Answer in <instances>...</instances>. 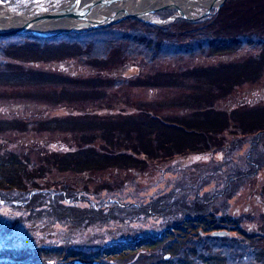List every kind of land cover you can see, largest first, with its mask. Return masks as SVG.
Listing matches in <instances>:
<instances>
[{"label": "rangeland", "instance_id": "rangeland-1", "mask_svg": "<svg viewBox=\"0 0 264 264\" xmlns=\"http://www.w3.org/2000/svg\"><path fill=\"white\" fill-rule=\"evenodd\" d=\"M70 1L0 0V3H13L12 11L32 16L60 9ZM206 10L198 6L191 17ZM174 12L177 10L164 8L149 15L165 23L155 24L166 27L163 28L166 34L161 32L156 40L187 43L190 37L184 38L185 32L193 24L182 18L170 21ZM206 17L196 20H201V27L209 26L207 29L214 33L210 38L216 39L218 33L246 34L249 39H237L244 43L240 48L212 52L202 46L192 54H160L161 57L150 62L151 53L135 52L137 43L133 47L130 40L112 37L117 30L135 29L137 24L148 20L146 17L143 20L123 16L105 27L82 32L86 35L81 36L69 33L53 39L0 38L1 153L28 155L27 161H32L28 177L44 170L46 179L55 183L80 174L56 173L53 168L62 155L75 152L81 141L87 142L90 159L86 166L91 171L82 173V179L88 176L86 185L92 192L104 186L99 195L92 197L141 203L149 201L155 192L164 195L175 192L178 185L184 189L208 182L202 186L203 193L228 186L223 197L232 192L231 198L222 197L212 208L237 218L245 231L264 233V0H225L224 4L216 3ZM100 30L105 32H97ZM194 39L201 37L191 40ZM96 42L102 44L96 48ZM146 117L168 119L167 131L172 138L175 127L170 124L180 123L193 132H201L202 137L210 130L217 143L201 140L196 148L185 146L187 157L177 160L157 157L163 154L159 152L155 158L138 165L142 171L131 170L129 173L135 178L125 184L124 168L120 167L125 157L120 159V153L132 143L140 141L144 145L143 140L151 143L156 136L154 130L152 135L143 137L145 131L141 129ZM40 143H49L52 148L39 150ZM79 158L85 159L81 154ZM180 160H186L180 162L186 170L184 175L174 165ZM166 168L172 173L163 177ZM208 169L216 172L206 177L202 173ZM242 174L245 178L229 184V176L235 180ZM28 177L24 176L27 182L41 179ZM4 194L7 196L0 192V199H6ZM14 210L3 206L0 200V214L6 216L0 219V233L20 215ZM158 221L150 216L145 225ZM71 226L46 225L31 234L28 225H24L7 244L3 240L0 244L34 248L44 240L66 239L69 231L75 232L76 237L90 233H76ZM92 227L97 231L108 228ZM47 258L37 260L45 262Z\"/></svg>", "mask_w": 264, "mask_h": 264}, {"label": "trees", "instance_id": "trees-1", "mask_svg": "<svg viewBox=\"0 0 264 264\" xmlns=\"http://www.w3.org/2000/svg\"><path fill=\"white\" fill-rule=\"evenodd\" d=\"M207 19L208 17L203 20ZM185 22L193 24V27L185 32L184 38L190 37L187 43L156 40L160 38L161 32L166 34V29H163L166 27L146 22H140L135 29H127L129 31L117 30L112 33V37L120 41L130 40L133 47L137 43L139 47L136 45L135 52L143 55L151 53L150 62L156 57H161L160 54L171 53L173 56H179L181 52L188 55L201 50L202 46L212 52L240 48L241 43H244L237 39H249L246 34L230 36L218 33L215 34L216 39H212L210 36H214V33L207 29L209 26L201 27V20ZM81 33L74 34L86 35ZM16 36L45 39L30 34ZM195 37L201 39L191 40ZM83 43L87 45L88 41ZM99 44L102 43L96 42V48ZM149 50L152 52H148ZM145 119L141 129V132L145 131L143 137L152 135L154 130H157L156 136L154 135V141L151 143L141 139L144 145L139 144L140 141L132 143L134 146L130 144L120 153V159L125 157V160L120 162V165L123 163L120 167L124 168L122 172L126 176L125 184L132 183L135 178L129 173L131 170L142 171L138 169V165L149 158H155L159 152L163 154L157 157L177 160L187 157L188 152L183 150L185 146L196 148L201 140L217 143L213 140L214 136L210 135V130L204 134L203 139L201 132H193L188 126L183 127L180 123L170 124L175 127V132H171L174 135L172 138L167 131L168 119L163 117ZM40 144L42 146L39 150L52 148L49 143ZM30 145L29 147L32 146ZM88 148V143L81 141L75 152L65 153L66 155L58 159L53 168L54 172L80 174L55 183L46 179L44 170L28 177V167L32 162L27 161V158H30L28 155L14 152L2 154L0 151V192L7 194L3 195L6 199L1 197L3 206L20 213L18 218L0 233L3 244H7L9 238L24 225H28L27 230L31 234L41 230L40 227L54 224L63 226L73 224L72 229L79 234L90 232L87 236L76 237L75 232L69 231L66 239L55 240L57 244L53 242L54 240H44L41 246L34 248L0 244V264H264V233L245 231L237 218L225 211L212 208L213 203L225 195L228 186L225 189L203 193L202 186H206L208 182L199 186L192 184L184 189L178 185L175 192L168 195L155 192L149 201L141 203L137 201L121 203L106 196L92 197L99 195L104 186L97 192H92L86 185L88 176L82 179V173L87 174L91 171L86 166L87 160L90 159ZM80 154L85 157L84 161H80ZM137 158L143 161L136 160ZM185 161H176L174 164L180 168L181 175H184L186 170L180 166V162ZM77 168L78 171L75 172ZM208 170L202 173L207 174L206 177L210 176L209 173L216 172L214 169ZM167 173L172 171L166 168L163 177ZM24 176L28 179L34 177L41 179L27 182ZM245 176L242 174L235 180L229 176L228 182L231 185ZM180 191L182 196L178 194ZM231 196L232 192L223 198L230 199ZM150 216L156 217L159 221L146 226L145 222ZM4 218L6 216L0 214V219ZM114 221H118V224H109ZM96 225L98 227L106 225L108 228L104 231L90 229ZM218 231L228 233L216 235ZM234 231L237 235H234ZM55 255L60 258L55 259ZM45 256H49L45 262H38V257Z\"/></svg>", "mask_w": 264, "mask_h": 264}, {"label": "bare ground", "instance_id": "bare-ground-1", "mask_svg": "<svg viewBox=\"0 0 264 264\" xmlns=\"http://www.w3.org/2000/svg\"><path fill=\"white\" fill-rule=\"evenodd\" d=\"M74 1L77 2V8L80 10L89 9L87 17L95 21H107L112 16L120 17L124 16L127 12H141L148 9L159 8L165 6V8L180 9L182 14L187 16L193 15V11L199 7H209L215 0H111L110 3L105 5H97L91 7L93 3H100V0H71L70 3L62 8L69 7ZM13 3L2 4L0 3V31L9 30L21 26L26 20L32 16L22 14L21 12H15L11 10ZM60 8V9H62ZM59 9V10H60ZM149 18L150 17H147ZM79 21L73 18H67L63 20L48 21L44 20L36 24L31 28L33 32L40 33H55L64 30L69 27H73ZM79 24V23H78Z\"/></svg>", "mask_w": 264, "mask_h": 264}, {"label": "water", "instance_id": "water-1", "mask_svg": "<svg viewBox=\"0 0 264 264\" xmlns=\"http://www.w3.org/2000/svg\"><path fill=\"white\" fill-rule=\"evenodd\" d=\"M110 1L111 0H100L101 4L93 3L91 5V7H94L97 5L103 6L106 3H110ZM113 1H117V0H113ZM224 1L225 0H215L213 2V4H211L209 7H207L206 12L202 16H199L197 18L182 14L180 9L175 8L177 10V12H176L175 16L170 18V21L174 20L175 18H182V19L191 20V21L202 18V17H204L210 13V9L217 2L222 3ZM164 8H165V6H162L159 8L157 7L154 9H148V10L141 11V12H134V13L127 12L124 16H127V17L133 16V17H138V18L143 19L144 17L149 16L150 14L157 12L159 10H162ZM89 9L90 8L88 7L87 9L80 10L79 8H77V2L74 1L69 7H65V8H62L60 10L49 11V12L34 15L31 18L29 17V19L26 20V22L19 27L9 29V30L0 31V37H8V36H12V35H22V34H27V33L38 35L41 37H54L57 35L68 34V33L85 32L88 30L97 29L100 27H105L111 23H115V22L119 21L123 17V16H120V17L112 16L107 21H95V20L89 19L87 17V15L89 13ZM67 18L76 19L77 21H79L78 22L79 24L77 23L73 27H69V28H66L64 30H61V31L55 32V33H40V32L38 33V32L31 31V28L41 21H44V20H48V21L58 20V21H60V20L67 19ZM150 22H154L156 24H164V22L162 20H151ZM223 234L224 233H222V232L216 233V235H223Z\"/></svg>", "mask_w": 264, "mask_h": 264}]
</instances>
